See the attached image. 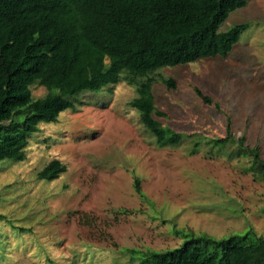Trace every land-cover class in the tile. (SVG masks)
<instances>
[{
	"label": "rangeland",
	"instance_id": "rangeland-1",
	"mask_svg": "<svg viewBox=\"0 0 264 264\" xmlns=\"http://www.w3.org/2000/svg\"><path fill=\"white\" fill-rule=\"evenodd\" d=\"M238 24L247 29L225 59L154 76L157 122L177 146L156 147L129 104L134 88L120 83L79 94L76 111L37 126L21 161H0V264H151L145 254L179 247L183 232L264 239V185L233 141L264 159V0H247L219 31ZM227 125L233 138L215 145ZM51 160L64 171L38 179Z\"/></svg>",
	"mask_w": 264,
	"mask_h": 264
},
{
	"label": "trees",
	"instance_id": "trees-1",
	"mask_svg": "<svg viewBox=\"0 0 264 264\" xmlns=\"http://www.w3.org/2000/svg\"><path fill=\"white\" fill-rule=\"evenodd\" d=\"M247 0H0V161L18 162L39 124L54 123L84 92L120 83L134 88L130 106L158 148L182 138L159 125L153 102L154 76L166 67L225 59L247 26L219 28ZM163 87L174 89L171 78ZM32 87L45 96L33 100ZM205 104L211 102L198 91ZM75 104V103H74ZM223 145L233 137L226 127ZM233 141L250 159L248 171L264 185V159L243 136ZM64 171L48 162L38 179L53 181ZM135 190L140 193L135 180ZM264 211V210H263ZM188 232V231H187ZM187 237L174 249L145 254L151 264H264V239Z\"/></svg>",
	"mask_w": 264,
	"mask_h": 264
}]
</instances>
